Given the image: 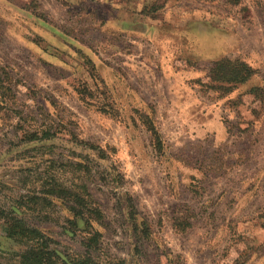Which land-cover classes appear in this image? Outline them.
Wrapping results in <instances>:
<instances>
[{
	"label": "rangeland",
	"instance_id": "1",
	"mask_svg": "<svg viewBox=\"0 0 264 264\" xmlns=\"http://www.w3.org/2000/svg\"><path fill=\"white\" fill-rule=\"evenodd\" d=\"M0 83V263L13 214L82 252L76 206L98 260L264 264V0H0Z\"/></svg>",
	"mask_w": 264,
	"mask_h": 264
},
{
	"label": "trees",
	"instance_id": "2",
	"mask_svg": "<svg viewBox=\"0 0 264 264\" xmlns=\"http://www.w3.org/2000/svg\"><path fill=\"white\" fill-rule=\"evenodd\" d=\"M211 71L213 78L220 82L219 87L224 91H228L229 84H240L250 79L256 70L244 60H232L230 58H221L214 61ZM1 85V83H0ZM258 90L254 88L253 91ZM53 193H62L60 187L52 188ZM68 193V192H67ZM70 195L76 200L77 205L82 208L87 205L85 199L80 196V193L70 191ZM74 212L73 218H68L69 226L74 229L85 228L84 234L80 240L83 246L82 252L71 254L62 249L57 238L45 232L40 227L29 224L24 217L19 215L4 216L7 225V235L16 240L23 249L16 253V260L14 263H0V264H114L113 260L109 262L105 260H98L94 254L95 251L101 249L102 232L95 227L94 223H102L100 219V210L95 208L92 210L98 214L95 216H85L81 213L76 214V206L68 207ZM0 217H2L0 215ZM83 223V225H80ZM76 235L72 238L76 239Z\"/></svg>",
	"mask_w": 264,
	"mask_h": 264
}]
</instances>
